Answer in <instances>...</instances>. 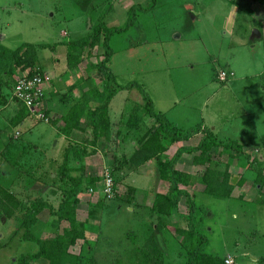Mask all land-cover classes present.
I'll return each mask as SVG.
<instances>
[{
	"label": "rangeland",
	"instance_id": "rangeland-1",
	"mask_svg": "<svg viewBox=\"0 0 264 264\" xmlns=\"http://www.w3.org/2000/svg\"><path fill=\"white\" fill-rule=\"evenodd\" d=\"M109 1L113 3L112 9L103 17L109 27L125 25L130 8L138 6L133 25L114 33L109 41L115 82L138 84L156 110L166 112L182 127L202 123L220 140L243 144L241 155L221 151L219 147L214 149L220 168H227L230 174L229 197L204 192L205 186L199 178L205 168L193 165L189 153L177 163L179 170L192 175L186 189L195 202L201 232L209 241L204 251L230 257L234 264H264V190L256 192L254 174L246 170L253 160L256 165L262 163L264 171V91L260 87V83L264 84V36L250 39L253 31L250 25L264 32V23L252 21L250 24L249 16L253 3L264 4V0H155L149 10L146 7L152 1L148 0ZM96 5L94 8L103 13L107 1L96 0ZM98 17L92 21L69 0H0V42L10 48L24 42L47 45L38 51V63L40 70L53 78L49 89L56 84L53 88L56 99L69 90L72 100H78L104 78L91 66L104 57V37L74 68L67 66L65 41L87 35ZM222 71H234L235 75L233 79L223 80ZM20 74L16 71L15 77ZM12 91L7 85L0 87V94L7 100L11 99ZM135 104H144L137 87L121 89L113 96L109 104L111 136L102 138L96 147L89 142L91 131L85 122H82L85 130H73L66 137L60 133L63 126L60 120L52 125L51 120L39 121L30 114L23 124H13L14 114L18 117L20 108L17 101L0 108V185L17 198L30 201L41 197L57 205L61 196L58 187L61 173L57 169L65 148L85 145L90 152L96 149L94 154L86 156L84 166L77 164L76 170L71 171L72 175L83 174L86 179L78 195L77 217L86 224V239L93 245L94 264H129L130 252L144 243L143 234L134 241L129 233L140 229L143 223H156L150 209L154 195L169 189L166 181L158 179L154 160L136 170L121 163L124 156L139 148L131 132L126 135L118 130L122 116ZM144 124L147 130L155 121L146 117ZM16 131L20 132L19 136ZM200 137L201 134H195L187 142L171 144L165 155L171 157L181 146L197 144ZM45 173L47 177L43 180ZM106 174L112 176L113 183L116 181L118 194L104 198L100 185ZM242 175L252 180L240 186ZM96 176L100 181L91 192L87 182ZM130 187L137 189L132 192L136 200L132 204L124 200L130 196ZM101 199L104 207L99 217L90 218L89 210L95 208L90 203ZM177 210L176 223L186 227L189 206L185 199L180 201ZM39 217L34 233L43 239L55 236L49 211L44 210ZM68 225L62 222L61 229ZM17 226L15 218L0 219V241L6 243L0 249V264H17L21 255L38 249L36 243L22 238L24 229L15 234ZM168 239L167 250L176 264L180 260L179 245L173 238ZM82 243L80 240L72 246L71 252L79 253Z\"/></svg>",
	"mask_w": 264,
	"mask_h": 264
},
{
	"label": "trees",
	"instance_id": "trees-1",
	"mask_svg": "<svg viewBox=\"0 0 264 264\" xmlns=\"http://www.w3.org/2000/svg\"><path fill=\"white\" fill-rule=\"evenodd\" d=\"M69 1L75 3L92 21L99 17L87 35L80 39L75 38L71 41H65L67 66L69 68L78 66L85 56L91 54L93 48L103 36L106 49L104 57L97 63L91 64V66L97 68L104 78L100 84L86 90L78 100H72L68 90L59 98L64 106L60 117H51V109L44 107L46 116L49 117L52 125H55L59 120L63 122L60 133L66 137H70L73 130H85L86 128L82 127V122H85L86 127H89L91 131L89 142L91 141V144L96 147L102 138L109 139L111 136L113 123L109 113V104L113 96L121 89L137 87L142 93L144 104H135V107L127 115L122 116V123L119 124L118 130L119 133L126 132V135L131 132L139 143V148L130 156H124L121 163L124 167L136 170L143 164L154 160L158 179L169 184L167 192H159L154 195L150 209L155 214L156 223H143L140 229L132 230L129 233L134 241H137L138 236L143 234L142 242L144 243L130 252V257H127L129 259L128 263L175 264L167 250L168 237H171L179 245L178 256L180 260L176 264H227L226 256L209 254L204 251L209 241L207 236L201 232L195 202L186 189L191 182L192 175L187 171L179 170L177 163L185 153H189L192 155L193 165L205 168L199 178V181L205 186L204 192L212 196L229 197L231 195L230 174L227 168L224 170L220 168L221 165L216 161L214 149L219 147L221 151L241 155L243 153L242 148H244L243 144H239L236 140H220L212 129L204 127L202 123L187 128L182 127L177 121L170 118L166 112L156 110L145 90L138 84L118 85L115 82V75L110 67L112 49L109 41L114 33L127 30L133 25L135 13L138 9L137 4L130 8V17L125 25L122 27H109L104 21L105 18H103L113 6V3L109 0H100L101 2L107 1L106 10L103 13L101 10L98 11L94 8L96 0ZM148 1H152V3L149 7H146L147 10L155 5V0ZM146 8L142 10L145 11ZM47 47L42 43L24 42L16 48H10L0 42V87L7 85L12 89L18 82V78L15 77L16 71H28L30 75L43 74L44 71L40 70L38 63V51ZM3 101L17 100L12 97L7 100L1 92L0 103H3ZM19 103L18 117L12 120L15 125L25 122L31 114L24 103ZM146 117H150L155 121V125L147 130L144 129ZM195 134H201L197 144L183 145L171 157L165 155L171 144L187 142ZM64 151L63 161L57 169L59 174L61 173V183L58 186L61 196L57 205L41 197L30 201L17 198L15 194L0 185V219L7 221L15 218L18 225L15 234L24 229L22 238L38 245L37 251L21 255L17 259V264H31L41 260L43 262L41 261L40 264H94L92 260L93 245L86 239V224L80 222L77 217V205L80 202L78 195L83 190L82 186L86 179L83 174L72 175L71 171L76 170L75 165L77 164L84 166L86 156L94 154L96 149L90 152L85 145H68ZM247 159H250L249 155L246 156ZM246 170H248V173L254 174L253 180L248 175H242L238 185L241 186L251 179L256 192L262 193L264 190L262 163L256 165L253 160H250ZM46 177L47 173L44 174L42 179L45 180ZM99 181V176L90 178L87 182L89 188L93 189ZM115 184L116 181L114 180L113 193L118 194ZM136 190L135 187H130V196L124 200L130 204L134 201L136 203L135 196L132 194ZM105 196L103 194L104 198ZM182 199H185L189 206L188 225L186 227L180 226L178 222L176 223L177 209ZM262 203H264V200ZM90 205L91 208H99V211H95V208L90 209L88 216L90 218L99 217L98 214L101 213L100 210L102 211L104 207V200H98L96 203H90ZM46 209L51 215L50 223L55 231V236L43 239L34 233L33 227L40 222L39 215ZM62 222H67L69 225L61 229ZM80 240L83 241L80 252L73 254L71 248ZM5 245L6 243L0 241V249Z\"/></svg>",
	"mask_w": 264,
	"mask_h": 264
},
{
	"label": "built area",
	"instance_id": "built-area-1",
	"mask_svg": "<svg viewBox=\"0 0 264 264\" xmlns=\"http://www.w3.org/2000/svg\"><path fill=\"white\" fill-rule=\"evenodd\" d=\"M232 76H234V72L232 71H222L220 74L223 80L231 79ZM53 82L51 75L46 72L37 75H30L28 71L22 72L18 77L17 84L13 87L12 98L24 103L30 113L36 116L37 119L48 122L50 119L46 116L44 107L46 105L47 94L51 91L49 88ZM47 86H49L48 89ZM16 135L19 136L20 133L16 132ZM113 186L112 176L106 174L100 185V191L109 197L113 194ZM91 192H93V189H91ZM226 263L233 264V259L228 257Z\"/></svg>",
	"mask_w": 264,
	"mask_h": 264
},
{
	"label": "crops",
	"instance_id": "crops-1",
	"mask_svg": "<svg viewBox=\"0 0 264 264\" xmlns=\"http://www.w3.org/2000/svg\"><path fill=\"white\" fill-rule=\"evenodd\" d=\"M263 5L264 4H261L259 2L253 3L252 8H250L251 9L250 10V15H249L250 18H251L250 24H252V21L253 22L254 21H257V22L260 23V25L264 23V8H262V7H264ZM237 6H239V4H237ZM239 10H240V12L243 11L241 8H239ZM254 28H256L254 25H250V30H252ZM248 29H249V27H248ZM248 29L246 28V30H242V32L244 31V33H245ZM260 32H261V38H263V36H264L263 30H261ZM46 73H48V72H46ZM232 79H233V77H232ZM55 86H56V84H55ZM55 86H53L51 89H49L51 91L48 92V94H47L45 107H49L51 109V111H50V116L51 117L52 116H59L60 117V115H61V113L63 111L64 106L62 104L63 102L61 103L60 99H56V95H54L55 90L53 88H55ZM260 87L264 91V84L263 83H260ZM9 103L10 102H4V101H3V103H0V105L2 106V107H0L1 110L5 106H7ZM57 113H58V115H56ZM15 117L16 116L14 114V118L13 119H15ZM175 121H177V120H175ZM178 124H179V122H178ZM34 228H35V226L33 227V230H34Z\"/></svg>",
	"mask_w": 264,
	"mask_h": 264
},
{
	"label": "water",
	"instance_id": "water-1",
	"mask_svg": "<svg viewBox=\"0 0 264 264\" xmlns=\"http://www.w3.org/2000/svg\"><path fill=\"white\" fill-rule=\"evenodd\" d=\"M90 25V23H89ZM261 38V32L258 29H253L250 39L253 41L255 39Z\"/></svg>",
	"mask_w": 264,
	"mask_h": 264
},
{
	"label": "clouds",
	"instance_id": "clouds-1",
	"mask_svg": "<svg viewBox=\"0 0 264 264\" xmlns=\"http://www.w3.org/2000/svg\"><path fill=\"white\" fill-rule=\"evenodd\" d=\"M22 73V72H21ZM50 121V120H49ZM16 132H19V131H16ZM20 133V132H19ZM16 134V133H15ZM233 264H234V262H233Z\"/></svg>",
	"mask_w": 264,
	"mask_h": 264
}]
</instances>
